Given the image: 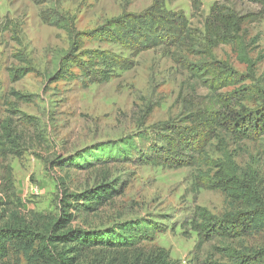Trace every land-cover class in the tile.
<instances>
[{"label": "rangeland", "instance_id": "obj_1", "mask_svg": "<svg viewBox=\"0 0 264 264\" xmlns=\"http://www.w3.org/2000/svg\"><path fill=\"white\" fill-rule=\"evenodd\" d=\"M162 1L166 10L182 11L191 27L200 32L214 3L228 8L244 18L238 39L205 50L201 35H196L195 55L174 49L145 51L131 58V69L115 70L103 84L91 83L73 67L65 68V80L49 81L68 52L70 40L60 24L44 23L42 17L68 21L81 50H108L128 57L129 53L117 45L89 40L85 35L112 18L142 12L151 0H0V120L14 111L13 121L22 140L19 156L0 159V225L13 216L27 223L55 217L63 189L79 194L100 184L114 183L116 193L112 199L94 212L71 209L73 221L68 228L88 232L145 221L155 225L156 233L136 252L147 255L152 248H162L174 264H201L205 259L212 244L196 251L197 237L188 224L198 207L215 217L225 213L228 205L223 195L208 190L194 193L192 169H168L138 161L140 156L149 155L150 146L163 145L158 136L163 125L179 127L188 109L204 107L209 100L207 89L196 84L192 90L194 82L183 70V61H221L239 74L248 73L244 62L250 61L253 80L244 85H250L254 94L242 104L249 108L258 104L255 95L258 89H264V16L259 6L246 0H202L196 14L188 0ZM208 52L210 56L205 55ZM16 56H23L25 62L16 60ZM25 68L28 74L21 79L11 77L14 70ZM233 89L224 88L219 94ZM14 95L24 98L16 100ZM123 142L132 147L113 161L98 162L92 158L94 155L86 154H97L100 147L109 152ZM209 153L217 157L211 149ZM76 154H85L94 166H50L51 161L69 157L82 165ZM100 155L99 159L104 156ZM232 155L241 168L256 164L264 156V137L240 143ZM5 166L11 173L8 191L1 180ZM243 243L264 247V234L253 235ZM61 249L78 264L106 263L119 257L96 247L68 244L59 245ZM37 261L36 245L12 242L3 264Z\"/></svg>", "mask_w": 264, "mask_h": 264}, {"label": "trees", "instance_id": "obj_2", "mask_svg": "<svg viewBox=\"0 0 264 264\" xmlns=\"http://www.w3.org/2000/svg\"><path fill=\"white\" fill-rule=\"evenodd\" d=\"M193 14L200 12L202 0H188ZM259 6L260 15L264 16V0H246ZM50 17L42 22L60 24L69 37V49L59 63L49 81L65 80L66 67H73L91 83L103 84L109 81L115 70H129L131 58L138 54L163 49L179 52H192L197 46V36L201 35L205 50L215 49L230 44L238 39L244 18L226 7L213 4L203 21L202 32L192 28L182 11H168L162 0H151L148 8L138 14H122L112 18L103 26L86 33L89 40H103L117 45L128 57H121L111 51L81 50L79 40L73 34L68 21ZM61 22V23H60ZM207 48V49H206ZM205 53V55H208ZM210 56V54H209ZM16 60L25 62L23 56ZM248 73L239 74L226 63L210 60L202 63L183 61V70L195 85L207 89L209 100L204 107L188 109L180 126L163 125L159 133L163 145H152L148 156H140V164H153L168 169H192L191 189L218 192L223 195L228 210L221 216H212L206 209L195 208L189 221V229L195 233V250L200 251L205 244H212L210 252L201 264H264V247H252L243 240L253 235L264 234V156L254 165L239 167L232 152L242 142H256L264 137V89H258V104L253 108L242 102L254 94L247 80H253L252 63L246 60ZM27 66V65H26ZM27 68L16 69L11 77L21 79ZM250 72V73H249ZM234 89L219 94L222 89ZM16 100L23 99L14 95ZM12 116L0 120V159L19 156L21 137L18 125ZM132 147L131 143H120L111 147L109 152L100 147L97 154L89 156L96 161H113ZM114 149V151H113ZM209 149L217 155L213 158ZM106 151V153H105ZM101 154V155H100ZM82 165L69 157L50 162L59 168H92L94 165L83 156L76 154ZM102 156L101 159L98 156ZM255 163V162H254ZM57 165V166H58ZM254 166V167H253ZM1 180L3 188L11 187V173L4 167ZM114 183L100 184L79 194L61 191L58 213L40 223H27L18 216L0 225V264L7 256V247L15 242L25 246L36 245L38 261L34 264H78L74 257H68L66 250H58L59 245L80 246L81 248H103L119 254L106 263L95 264H174L169 254L162 248H152L144 255L137 248L145 241H152L156 228L154 224L128 221L98 231L70 229L73 221L71 209L94 212L97 207L111 200L116 190ZM118 256V255H117ZM116 258H120V261Z\"/></svg>", "mask_w": 264, "mask_h": 264}]
</instances>
